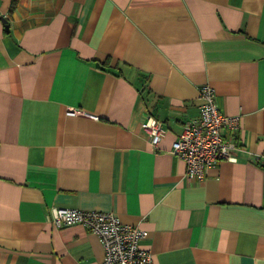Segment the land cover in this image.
Wrapping results in <instances>:
<instances>
[{
    "label": "crops",
    "instance_id": "1",
    "mask_svg": "<svg viewBox=\"0 0 264 264\" xmlns=\"http://www.w3.org/2000/svg\"><path fill=\"white\" fill-rule=\"evenodd\" d=\"M205 83L239 127L198 179L170 148ZM55 206L147 230L153 264H264V0H0V264L103 259Z\"/></svg>",
    "mask_w": 264,
    "mask_h": 264
},
{
    "label": "built area",
    "instance_id": "2",
    "mask_svg": "<svg viewBox=\"0 0 264 264\" xmlns=\"http://www.w3.org/2000/svg\"><path fill=\"white\" fill-rule=\"evenodd\" d=\"M199 98L198 115L183 123L170 153L185 162L188 176L201 179L220 160L235 159L234 134L239 127V117L220 111L215 90L208 83L200 85ZM142 126L148 130L154 145L164 134L163 123L157 118L147 116ZM225 130L228 135L224 134ZM47 217L56 228L81 224L93 232L104 251L103 259L96 264H153L150 250L140 245L148 231L121 222L114 212L55 206Z\"/></svg>",
    "mask_w": 264,
    "mask_h": 264
},
{
    "label": "water",
    "instance_id": "3",
    "mask_svg": "<svg viewBox=\"0 0 264 264\" xmlns=\"http://www.w3.org/2000/svg\"><path fill=\"white\" fill-rule=\"evenodd\" d=\"M1 20L5 23V27L7 28V20L3 16H1Z\"/></svg>",
    "mask_w": 264,
    "mask_h": 264
}]
</instances>
